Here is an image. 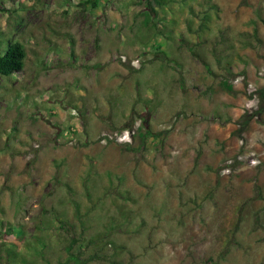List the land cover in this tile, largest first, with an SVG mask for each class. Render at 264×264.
Masks as SVG:
<instances>
[{
    "label": "rangeland",
    "instance_id": "rangeland-1",
    "mask_svg": "<svg viewBox=\"0 0 264 264\" xmlns=\"http://www.w3.org/2000/svg\"><path fill=\"white\" fill-rule=\"evenodd\" d=\"M203 1L144 24L146 0H0V52L26 53L0 76V264L70 239L82 264H264V0H210L198 45Z\"/></svg>",
    "mask_w": 264,
    "mask_h": 264
},
{
    "label": "trees",
    "instance_id": "trees-1",
    "mask_svg": "<svg viewBox=\"0 0 264 264\" xmlns=\"http://www.w3.org/2000/svg\"><path fill=\"white\" fill-rule=\"evenodd\" d=\"M173 0H146V3H148V7L147 9H144L143 11H141V15H143L144 17V24H147L152 15L151 13L154 12L153 6L157 5L159 7H163V5H166L168 2H172ZM181 2H185V0H180ZM201 12H197L195 11V9L193 7H191L190 5L188 6L189 9V17L188 19L186 18L184 23H185V29H186V33L193 36L195 38V41L198 42V45H201L202 43H206L205 40L200 41L199 40V36L205 32V30H207L208 28V13L209 11H212L213 9H217L215 5H213V3H211L210 0H204L202 2L201 5ZM198 23V25L196 27L193 26V22ZM220 34V31L218 32ZM179 36L183 35L181 33V31H178ZM251 40L256 41L257 43H260V39L258 38L257 34H256V30H253V33H250L247 35ZM220 42L223 44H227L228 43V39L224 38L223 36H220ZM252 41H245L244 45L245 46H251ZM184 44H186V46H183L187 51H189V53L195 58L198 59L202 65L204 66L205 70L207 71V74L213 76V71L211 70L210 66L208 65V63L205 62V60L201 57V55L194 50L192 47L189 46V42L186 40L184 41ZM213 54V53H212ZM215 55L213 54V57ZM25 57H26V53H25V49L24 46L21 42L19 41H14V42H9L6 47L2 50V52H0V76L2 77H9L11 75H14L16 73H20L23 71L24 69V61H25ZM216 57V56H215ZM219 62V61H218ZM224 70L229 71L228 68H225ZM220 88L229 94H235V90L233 85L228 81V79H224L220 82L219 84ZM162 135V132H158V133H151L149 131L145 132V135H142L143 138L145 137H151L153 139H158L160 136ZM7 230L12 231L13 227H11L10 225H8ZM3 233V232H2ZM19 232H15L14 234L17 235ZM21 234V233H19ZM17 236H20V235ZM0 235L1 232H0ZM18 241L20 240L19 237L16 238ZM73 242H75L73 239H70V242L65 246L64 248V252L69 256V260H68V256H67V263L66 264H82L80 259H78L77 254L73 253L72 250V246H73ZM95 242V241H94ZM78 248L77 251L82 250L83 248L87 247L88 245H92L93 241H87L85 244L82 241H78L77 242ZM4 244V242H3ZM17 243H9L8 246L10 247H5L6 251L9 253V255L14 256L15 257V253L14 250L17 247ZM96 247H100V245H97ZM93 258V257H92ZM96 259V258H93ZM65 261V262H66Z\"/></svg>",
    "mask_w": 264,
    "mask_h": 264
},
{
    "label": "crops",
    "instance_id": "crops-1",
    "mask_svg": "<svg viewBox=\"0 0 264 264\" xmlns=\"http://www.w3.org/2000/svg\"><path fill=\"white\" fill-rule=\"evenodd\" d=\"M221 30H223V29H221ZM216 38H217V39H219V38H220V37H219V34H218V36H216Z\"/></svg>",
    "mask_w": 264,
    "mask_h": 264
}]
</instances>
